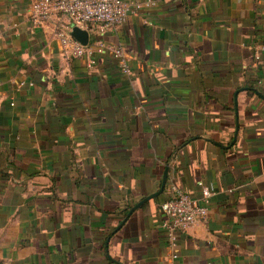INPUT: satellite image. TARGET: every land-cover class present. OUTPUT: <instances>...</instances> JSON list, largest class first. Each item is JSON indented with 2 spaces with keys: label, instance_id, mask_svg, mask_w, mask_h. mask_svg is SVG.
Listing matches in <instances>:
<instances>
[{
  "label": "crops",
  "instance_id": "obj_1",
  "mask_svg": "<svg viewBox=\"0 0 264 264\" xmlns=\"http://www.w3.org/2000/svg\"><path fill=\"white\" fill-rule=\"evenodd\" d=\"M136 1L88 31L123 73L0 0V264H264V0ZM199 182L171 248L160 203Z\"/></svg>",
  "mask_w": 264,
  "mask_h": 264
},
{
  "label": "built area",
  "instance_id": "obj_2",
  "mask_svg": "<svg viewBox=\"0 0 264 264\" xmlns=\"http://www.w3.org/2000/svg\"><path fill=\"white\" fill-rule=\"evenodd\" d=\"M153 5V2L142 4L136 0H32L30 4V18L34 25H42L47 20L64 16L69 24L56 32L62 44L70 48L76 56L87 55L90 63H94L93 55L104 50L110 51L118 60L123 73L130 69L125 61V51L122 46H113L98 41L94 44H81L71 35L74 26L93 29L99 33L114 31L126 22L128 16L137 12L143 6ZM201 196L195 198L186 190L171 186L174 195L160 203L164 214L161 225L166 234V240L171 248H176L178 236L186 232L198 222L206 221L210 198L213 195L209 186L203 182L198 183ZM177 257V254H173Z\"/></svg>",
  "mask_w": 264,
  "mask_h": 264
},
{
  "label": "water",
  "instance_id": "obj_3",
  "mask_svg": "<svg viewBox=\"0 0 264 264\" xmlns=\"http://www.w3.org/2000/svg\"><path fill=\"white\" fill-rule=\"evenodd\" d=\"M71 35L76 39L78 40L81 44L83 45H86L88 43V40H89V33L86 29H83V28H80L78 26H74L71 30ZM166 172L165 171V174H164V177H163V180H162V184H161V187L158 191L146 196L141 202H139L136 206H134L131 211H133L136 207H138L141 203L149 200L150 198H153L155 196H157L158 194H160L163 189H164V186H165V183H166Z\"/></svg>",
  "mask_w": 264,
  "mask_h": 264
}]
</instances>
